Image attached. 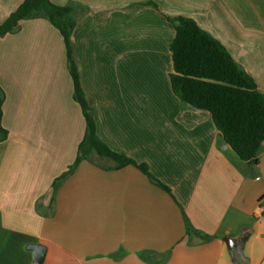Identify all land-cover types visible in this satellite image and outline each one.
Listing matches in <instances>:
<instances>
[{
  "label": "crops",
  "instance_id": "0c3cea01",
  "mask_svg": "<svg viewBox=\"0 0 264 264\" xmlns=\"http://www.w3.org/2000/svg\"><path fill=\"white\" fill-rule=\"evenodd\" d=\"M22 2L0 0V23ZM51 2L76 8L72 55L101 139L170 191L95 151L64 176L85 117L62 34L24 19L0 36V264H264V142L258 163L241 161L170 82V18L185 16L264 94V0Z\"/></svg>",
  "mask_w": 264,
  "mask_h": 264
},
{
  "label": "trees",
  "instance_id": "16d2710c",
  "mask_svg": "<svg viewBox=\"0 0 264 264\" xmlns=\"http://www.w3.org/2000/svg\"><path fill=\"white\" fill-rule=\"evenodd\" d=\"M73 5H57L51 0H23L3 22L0 36L19 30L21 21L30 18L49 20L62 34L67 62L74 85V99L79 103L86 121V132L78 146L75 162L64 173L74 170L92 151L108 157L117 166L135 165L163 189L170 188L155 178L146 164L108 146L100 137L98 122L80 82L73 59L71 34L77 24ZM175 37L170 44L173 71L170 73L174 93L190 106L210 112L224 141L241 161L258 163L264 142V94L258 90L253 77L236 62L225 45L189 17L170 18ZM5 92L0 86V114ZM7 131L0 124V138ZM190 230L192 228H189ZM196 232V230L192 229ZM142 257L151 260L143 253Z\"/></svg>",
  "mask_w": 264,
  "mask_h": 264
},
{
  "label": "water",
  "instance_id": "95a60500",
  "mask_svg": "<svg viewBox=\"0 0 264 264\" xmlns=\"http://www.w3.org/2000/svg\"><path fill=\"white\" fill-rule=\"evenodd\" d=\"M228 247H232V244L230 241H228V239H225ZM30 249H32L34 251V262L35 263H40L43 261L45 253H46V248L43 245H39V244H32L29 246Z\"/></svg>",
  "mask_w": 264,
  "mask_h": 264
}]
</instances>
